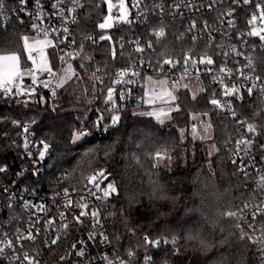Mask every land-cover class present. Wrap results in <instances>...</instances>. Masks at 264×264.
<instances>
[{
	"label": "built area",
	"instance_id": "2783aa9c",
	"mask_svg": "<svg viewBox=\"0 0 264 264\" xmlns=\"http://www.w3.org/2000/svg\"><path fill=\"white\" fill-rule=\"evenodd\" d=\"M0 2L3 3V7L0 8V27L6 29L15 21H20L29 27L30 35L40 37H44L43 31L47 30L49 33L47 38L53 40L61 63L58 70L53 69L56 73L55 76H50L47 72L39 71L36 68L32 69L37 77L36 84L32 83L31 75L29 81L22 84V88L35 89V92L31 95L5 96L0 93V98H7L18 106L36 107L43 105L49 112L56 113L61 107L56 86V78L61 68L67 64H75L78 61L87 66L90 61V51L102 42L109 44L111 61L115 62L118 59L117 68L110 75L111 87L115 89L113 100L116 110H113L110 103L104 102L100 105L97 93L92 97L88 95V100H92L95 105L87 115V123L82 128L91 131L92 134L88 137L101 136L108 131L113 126L112 123L106 122L109 116H120L122 111L128 107L142 105L147 77L167 76L175 80L181 75L199 76L206 83H209L212 86L213 99L220 101L219 107L214 105L217 114L230 120L236 128V137L231 140L227 148L231 150L233 159L236 160L239 168L243 167L248 173V186L253 187L259 196L257 199L248 202L250 207L240 213L239 218H236L237 224H240L244 232H248L254 237L258 238L262 235L261 229L264 228V217L257 216L256 221H252V212L255 210L254 206L264 200V190L257 186L259 175L264 174V150L259 149V145L264 144L262 142L264 133V95L260 93L259 87L253 90L252 95H248L246 89L251 86L252 81L245 80L236 70L242 69L245 75H259L261 81L257 82L258 85L264 83V44L259 40V37L247 35L249 31L247 20L256 11L255 5L264 3V0H252L249 5H244L242 0L238 4H233L232 0H216L212 10L207 7L209 3H212V0H192V3L197 7L186 8L181 6L179 9L174 8L173 5L181 3V0H142L138 8L132 7L133 0H128L129 22L125 23L114 19L113 26L105 29L99 28L98 25L103 23L104 17L108 15V7L105 0H99L103 16L97 26L89 32L83 28L85 0H81L84 7L76 10V23H72L71 18L65 23L57 14L58 9L52 8V4L56 0H40L39 6L36 0H27L26 4H21L20 0H0ZM116 2L117 0H112L113 4ZM187 2L188 0H184V3ZM161 4L163 5V11L160 7H156V5ZM70 6V4L60 5L62 8ZM228 8H234L235 12L232 17H225V20L233 19L234 26L229 27L226 22L216 25L217 15ZM118 14V9L114 7L113 17H117ZM67 15V12H65V16ZM204 20H208L214 27L218 26L220 29L212 32L214 39L210 43L208 34L202 31ZM193 21L196 22V29L189 31ZM33 25H36V27L33 28ZM64 27L69 29L68 33L63 32ZM160 27L165 29L163 38H158L154 34ZM171 33L178 34L181 39L188 40L194 47L185 53L181 61L168 58L173 63L164 64L165 59L160 58L159 48ZM85 35L91 36L93 39L84 40ZM194 35L199 37L195 42L192 40ZM101 36L111 37L116 48V58L114 60L112 59L110 42L101 40ZM81 43L84 45L83 51H80ZM149 44L152 46L148 47ZM221 44L224 45L223 48L219 47ZM232 45H235L236 49L244 55L237 56L232 52ZM137 47L143 48L144 51H135ZM77 52L80 54L76 55ZM225 52L229 55L225 56ZM69 53L72 55L70 56ZM206 54L212 57L215 61L214 64L197 63L195 67H192L190 61L187 65L188 72L185 74L186 65L184 60L186 56L198 61ZM61 56L64 57L63 61L60 59ZM248 56L254 59V73L252 69L244 67L247 64L245 57ZM224 66L233 70L231 75L219 72V68ZM88 70L95 73V83L102 85L100 83V80H102L104 84L108 73L107 69ZM120 70H126L127 74L119 77L117 73ZM134 72L138 75H133ZM221 78L224 84L220 83ZM117 79L122 82L114 84L113 81ZM78 80L83 81V75L80 73L78 74ZM129 80L132 83H127ZM44 81L49 82L48 87L43 86L42 82ZM233 84L240 88L239 95L243 97L242 100L235 95H224V85L230 87ZM53 91H55V95H53ZM25 101H27V104L24 103ZM233 112H235V116ZM101 114L105 117L103 124L107 126L106 131L103 128L97 129L94 127V122ZM248 123L256 124L260 134L248 133L246 130ZM241 136L252 138L255 141L254 146L247 155L244 152L234 154L235 141L240 139ZM2 137L7 138L4 139L6 140L4 145L0 139V167H6L7 170L0 172V239H4L3 233H7L8 237L13 239L15 243L16 236L21 233L27 235L30 227L33 234H35L36 229L40 230V234L34 242L23 240V248L17 246L15 253L11 249H5V252L0 255V264H21L23 252H28L40 264H106L102 258L104 255L113 260L119 257L126 264H143L146 253L136 254L130 258L128 255L119 254L112 243L103 212V204L106 199L96 198V196H102V192H96V196L91 195L89 189L96 190L88 183L84 187H69L52 185L48 182L47 177L51 171L49 150L43 160L39 159V152L43 150L41 141L48 142L40 139L34 128L28 127L27 133L24 132V127L17 128L13 133L4 132ZM25 137H27V148L24 147ZM18 173H23V175H17ZM242 174L244 175V172ZM5 187L8 188V192L3 191ZM104 187L106 185L101 184V188ZM64 189L68 190V196H65ZM81 197L84 199L81 200ZM68 199H71L73 203L66 208L64 205ZM24 202H28L31 206L25 209L23 207ZM77 203H86L88 208H78ZM9 204L12 205L11 208H8ZM39 205H43L44 208L40 209ZM82 210L89 213L92 210H98L99 223H95L93 218L87 215L81 217L83 223L77 224L73 216L78 215ZM61 212L66 215V219L63 221L60 219ZM50 219L54 220L55 223L49 226L46 222ZM250 222L255 225L256 230L254 232L249 228ZM63 223H68L69 227L63 229L61 227ZM90 233H94V238L89 239ZM101 233L108 236V242L103 240ZM57 235L60 237L57 244L50 245V241ZM45 241L49 243L45 244ZM78 241H84V243L81 244ZM251 241L264 263V241L259 243L255 240ZM73 243H76V249L71 247ZM78 249L84 250L85 255L83 257L75 254ZM174 251L179 253L180 249L174 248ZM15 255H19L20 259H14ZM61 256H65L66 259L62 261ZM23 264H27V262L23 261Z\"/></svg>",
	"mask_w": 264,
	"mask_h": 264
},
{
	"label": "trees",
	"instance_id": "16d2710c",
	"mask_svg": "<svg viewBox=\"0 0 264 264\" xmlns=\"http://www.w3.org/2000/svg\"><path fill=\"white\" fill-rule=\"evenodd\" d=\"M102 16L99 0H85V31L93 30ZM30 34L29 27L20 21L6 29L0 27V54L19 53L22 68L28 67L22 37ZM193 47L188 40L171 33L159 48L160 58L181 61ZM89 56L87 69L105 68L108 72L104 84L95 83L93 94L89 95L97 93L102 105L118 59L111 61L110 46L106 42L91 50ZM213 98L209 83L197 98H192L188 91H180L179 111L166 123L139 116L134 113L138 106H130L122 111L119 122L108 129L106 136L86 137L76 143L72 142L75 133L86 125V117L95 106L88 103V98L83 103H61L56 113L43 105L21 107L0 98V139L4 145L7 138L2 137L4 132L13 133L25 126L34 128L38 137L50 144L51 171L47 180L52 185L84 187L86 177L94 171L104 169L106 174L110 173L104 185L112 181L117 191L106 199L103 212L110 239L121 255H127L129 249L137 255L146 253L153 257L152 264H216L222 259L225 264H264L254 243L247 238L240 239L237 219L219 215L224 211H238L259 196L248 186L249 180L238 171L239 166L232 163L233 154L227 145L236 137V128L230 120L217 114L210 103ZM194 113L210 118L212 140L195 141L189 136ZM106 122L111 123V116ZM213 145L218 151L210 156ZM89 148L96 151L85 156ZM105 151L109 153L107 156ZM157 151H167L173 157L171 170L153 169ZM152 180L164 186L167 199L153 196ZM197 231L216 245L207 255L198 250L197 242L187 238ZM145 235L153 240L171 241L176 237V243L162 242L153 248L144 245ZM221 240L226 243L221 244ZM174 248L180 249L179 253Z\"/></svg>",
	"mask_w": 264,
	"mask_h": 264
},
{
	"label": "snow or ice",
	"instance_id": "6c2138e0",
	"mask_svg": "<svg viewBox=\"0 0 264 264\" xmlns=\"http://www.w3.org/2000/svg\"><path fill=\"white\" fill-rule=\"evenodd\" d=\"M142 0H133V4L132 7L134 8H138L139 5L141 4ZM216 2V0H212V3H209L207 5L209 10L213 9V5ZM21 4H26L27 0H20ZM37 5L39 6L40 0H36ZM105 3L107 4L108 7V15H106L104 17V22L100 23L98 25L99 28L101 29H105V28H111L113 26V20L116 19L120 22H129L128 21V16H129V9L128 6L125 3V0H119V3L114 5L112 3V0H105ZM233 4H238L240 3V0H232ZM242 3L244 5H249L250 3H252V0H242ZM62 4H70V7H66V8H62L60 7V5ZM181 6L186 7V8H192V7H197L196 5H194L192 3V0H188L187 3H184V0H181V3L178 4H174L173 7L179 9ZM3 7V3L0 2V8ZM84 4L81 2V0H56V2L54 4H52V8L53 9H58V15L65 21V23H67V21L69 20V18H71V22L72 23H76L77 19H76V10L78 8H83ZM116 7L118 9V16L117 17H113L112 15V11L113 8ZM156 7H160L161 11H163V5H156ZM255 9L256 11H254L250 17L247 20V24L249 26V31L247 32L248 36H254V37H259V40L262 42V44H264V3H257L255 5ZM65 12H67V16H65ZM235 12L234 8H228L226 11L224 12H220L217 17H216V25H221L224 24L225 22L227 23V25L229 27H233L234 26V20L233 19H227L225 20V17H232L233 14ZM36 25H33V28H35ZM193 29H196V22L193 21V23L190 25L189 31H192ZM219 27H214L213 24L209 23L208 20H204L203 21V29L202 31L206 32L208 34L209 37V43L214 39V37L212 36V32L214 31H219ZM63 32L64 33H68L69 29L67 27L63 28ZM154 34L158 37V38H163L165 36V29L164 27H160L158 31H155ZM43 35L45 37L44 40H39V39H33V41L30 43L29 42V37L28 36H23L22 40H23V49L24 51L27 53V59L32 61V64L36 66V69H38L39 71L42 72H47L50 76H55L56 73L53 71V69L49 66L46 58L43 57V47L52 45V41L47 39L49 33L47 32V30L43 31ZM199 37L197 36H192V40L193 42H195ZM84 40H92L93 38L91 36L85 35L83 37ZM101 40H105V39H111V37H107V36H101L100 37ZM39 46V47H38ZM152 45L149 44L148 47H151ZM83 43H81L80 45V51H83ZM219 47L223 48L224 45H219ZM39 51L41 53V63L39 65L36 64V58L33 55L34 52ZM135 51L137 52H143L144 49L141 47H137L135 49ZM231 51L234 52L237 56H241L244 55V53L238 51L235 47V45L231 46ZM80 53L77 52L76 55H79ZM69 55L71 56L72 54L69 53ZM225 56L229 55V53L225 52L224 53ZM112 56L113 58H115L116 56V52H115V48L112 49ZM75 57L73 56V59ZM247 60V64L244 65V67L252 69V72H255V62L254 59L251 56L245 57ZM60 59L63 61L64 57L61 56ZM87 59V57H86ZM191 61V65L192 67H195L197 63L199 64H206V65H212L215 63V61L212 59L211 56L209 55H205L204 57H201L198 61L193 60L190 56H186L185 60H184V64L186 65L185 67V74L188 72V67L187 65L189 64V62ZM164 64H172L173 61L171 59H165L163 61ZM81 67H83V64L81 65ZM232 69L227 68L226 66L224 67H220L219 68V72L220 73H226L228 75L232 74ZM237 72H239L240 76L243 77L245 80H251L252 84L251 86L247 87V93L248 95H252L253 94V90L256 89L257 87H259V91L262 95H264V83H261L258 85L257 82L261 81V77L259 75H245L242 69H237ZM29 75L32 76V83L36 84L37 82V77L34 74L33 70H29L28 72ZM127 74L126 70H120L117 75L119 77H123ZM23 75L24 73L21 70V56L19 53L16 52H11L8 54H0V93H3L5 96H11V95H31L33 92H35L34 88L31 89H25L22 88L20 85V81L23 80ZM133 75H138V73H133ZM73 76H77V73L75 72V70L73 69L72 65L69 64L67 69H65L64 71V75L60 78L57 87H62L68 80H70ZM93 76H95V73H93ZM182 79L185 78L184 76L181 77ZM99 79V78H97ZM149 81H151V77L148 78ZM198 79V77H197ZM122 81L120 79H117L115 81H113L114 84H120ZM44 87H48L49 86V82L48 81H44L42 82ZM100 83L103 84V81L100 80ZM127 83H132L131 80L127 81ZM157 84L161 85V88L159 90V92H156L154 89L152 90V95H150V98L146 101L148 104H153L155 103V100L159 99L162 100L164 103H173L176 101L177 97L174 95V90L175 88L178 86L179 82H174L173 83V89L169 90L167 87H165V85L167 84L166 80H160V81H156ZM220 83L224 84L223 79H220ZM183 87L187 88L188 85L185 84L183 85ZM201 91H203V89H200ZM114 93H115V89L111 86L107 87V91H106V100L105 103H110L112 104L113 110H116V105L115 102L113 100L114 97ZM240 93V88H238L236 85H232V86H228V85H224V95L225 96H230V95H235L238 99H243L242 96L239 95ZM148 93H146L147 95ZM53 95H55V91H53ZM193 98H195V95L193 96ZM25 104H27V101L24 102ZM88 103L91 104L93 103L92 100H88ZM210 103L212 105L215 106H220V101L217 99H212L210 101ZM172 111H179V107H169L167 109L165 108H159L157 110H153L147 113H144V115H149V116H153L156 118V120H158L160 123L164 122V119L170 118L171 116V112ZM233 115L235 116V112H233ZM105 117L101 114L100 116H98L97 120L94 122V127H96L97 129H101L103 128V130H107V126L103 124ZM193 119H196V117H193ZM120 120V117L118 115H112L111 116V123L113 125H115L116 123H118ZM243 123V122H242ZM212 128L211 123H205L202 125L201 130L198 132L197 131V127L194 125L192 128V133L194 137H198L201 140H208L211 139V133L210 130ZM247 132L248 133H253L256 135H259L260 133L258 132V126L254 123H248L247 124ZM24 132L27 133L28 132V127H24ZM92 133L90 130L88 129H82L79 130L75 133L74 135V139H73V143H76L77 141H80L88 136H90ZM182 138H183V134H182ZM255 141L252 138L249 137H245V136H241L240 139H237L235 141V149H234V154H239L240 152H244L246 155L249 153L250 149L254 146ZM41 144L43 145V150H41L39 152V159L43 160L46 153L49 150L50 145L48 143H45L43 141H41ZM24 147L27 148L28 147V143H27V137H25V144ZM259 149L264 150V144H260L259 145ZM96 151L95 148H89L86 152H85V156H89L92 153H94ZM213 151H218V149L215 148V146H212V149L209 152V155H212ZM31 154V153H29ZM109 153L107 151H105L104 155L107 156ZM154 163L152 165L153 169L159 168V167H165L169 170H171V166H172V161H173V157L171 155H169L167 153V151L164 152H160L157 151L154 155ZM233 164L236 163V160L233 159L232 161ZM7 169L6 167H0V172H5ZM238 171L244 172L245 177L248 176V173L245 171V169L243 167L239 168ZM17 175H23V173H18ZM108 175H110V173L106 174V171L104 169H100L98 171H94L92 174H89L86 179H87V183L91 184L93 186V188L96 191H92V189H89V192L91 195L96 196V192H102L103 195L102 196H96L97 199H107L110 197L111 194L116 193L117 189L115 187V183L112 181H109L106 185V187L101 188V184L104 180L108 179ZM214 175V173H213ZM99 177V179H98ZM152 184V193L153 196L157 199H167L168 197L164 194V186L162 184L159 183L158 180H152L151 181ZM257 186L259 188H261L262 190H264V174L259 175V180L257 181ZM4 192H8V188L5 187L3 189ZM64 193L65 196H68V190L64 189ZM178 198V197H177ZM84 198L81 197V200H83ZM73 201L71 199H68L65 203V207H70L72 205ZM262 205H264V200H262L260 202V204H257L254 206L255 210L252 212V221H256L257 216H261L264 217V207H262ZM31 205L28 202H24L23 207L25 209L29 208ZM12 205L9 204L8 208H11ZM40 209H43L44 206L43 205H39L38 206ZM77 207L81 208V209H87L88 205L86 203H77ZM250 207L249 203H245L243 205V208L238 209V211H224L219 213L220 216H224V217H230V218H239L240 213H243L245 209H248ZM90 215L93 220L95 221V223H99V211L98 210H92L90 213L87 211H80L78 215H74L73 219L75 220V222L77 224H81L83 223V221L81 220V217ZM110 215H114V213H110ZM60 219L63 221L66 219V215L64 212L60 213ZM53 223H55L54 220H48L46 222L47 225H52ZM213 223L215 224V221H213ZM95 227V224L93 225ZM61 227L63 229H67L69 227L68 223H63L61 225ZM236 227L238 229H240V239H245L247 238L248 240H255V242L259 243L261 241H264V228L261 229L262 235L260 237H254L253 235L249 234L248 232H244L243 229L241 228L240 224H237ZM249 228L253 230V232L256 230L255 229V225L254 223H249ZM221 231H223V229H221ZM40 234V230L36 229L35 234H33V230L30 227L27 231V235L24 234H18L15 238V243L13 242V239L8 237L7 233H3L4 239H0V255H2L5 252V249H11L13 250V252L15 253L17 246H19L20 248H23V244L22 241L23 240H29V241H35L36 237ZM101 235L103 236V240L105 242H108V236L104 235L103 233H101ZM94 238V233H90L89 234V239ZM189 240L191 241H195L198 243L199 248L198 250L201 251L203 254L207 255L209 252L212 251V249L216 246L213 244V242L211 240H209L207 237L202 236L200 234V232H196L195 234L190 233L187 237ZM60 237L57 235L54 239H52L50 241V245H55L57 244V242L59 241ZM79 243L83 244L84 241H78ZM172 243L175 244L176 243V237H173L171 241H169L168 239L164 238L163 240L161 238H157V239H150L148 235H145L143 237V243L144 245H150L153 248H158L161 243ZM48 241H45V244H48ZM221 244L226 243L225 240H221L220 241ZM71 247L73 249L77 248L76 243H73L71 245ZM178 251V250H175ZM75 254L77 256H81L83 257L85 255V252L83 249H78L76 250ZM127 255L131 258L134 257L136 255L135 251H133L132 249H129L127 252ZM103 260L106 262V264H126V262L122 259H120L119 257H116L115 260L110 259L107 255H104ZM14 259L19 260L20 256L19 255H15ZM60 259L63 261L66 259L65 256H61ZM23 261H26L27 264H40V262L38 260H36L33 256H30L28 252H23ZM23 261L21 262V264H23ZM153 261V257L150 255H146L144 257V261L143 264H152ZM216 264H225V261L222 259L220 261H217Z\"/></svg>",
	"mask_w": 264,
	"mask_h": 264
},
{
	"label": "rangeland",
	"instance_id": "374dc122",
	"mask_svg": "<svg viewBox=\"0 0 264 264\" xmlns=\"http://www.w3.org/2000/svg\"><path fill=\"white\" fill-rule=\"evenodd\" d=\"M119 0H117L116 3H114V5L118 4ZM126 5L128 6L129 9V4H128V0H125ZM29 40H33V39H39V40H44L45 37H40V36H36V35H28ZM48 39V38H47ZM36 64L39 65L41 63V59L36 58ZM52 64L50 67L54 70H58L59 67L61 66V63L59 61V57L58 54L56 53V57H53L52 59ZM83 64V67H81V65ZM69 64L63 66L60 70L59 75L56 78V86L60 80V78L64 75V71L65 69H67ZM73 69L75 70V72L77 73V76H73L70 80H68L62 87H57L58 93H59V101L62 104H74V103H83L86 102L88 95L93 94V89L95 86V79L93 76V73L87 69V66L84 65V63H82L81 61L76 62L75 64H71ZM33 68H36L35 65L31 64L26 67V68H22L21 70L24 73L23 75V80L20 81V85L22 86L23 83L26 82V79L30 77V75L28 74L29 70H32ZM82 74L83 75V81L78 80V74ZM182 76H184L185 78H181ZM198 77V79H197ZM149 77L146 78V84H145V91H144V97H143V102L142 105L137 107L134 111L135 114L139 115V116H146V117H152L156 120L155 117L153 116H149V115H144V113L153 111V110H157L159 108H169V107H177L178 103V95L180 93V91H188L189 94L191 95V97L193 98V96L195 95V98H197L200 94H202L205 89H206V81L199 76H186V75H181L179 77H177V79L172 80L170 77H152L151 76V81H149L148 79ZM160 80H166L167 84L165 85V87H167L169 90L173 89V83L174 82H179L178 86L175 88L174 90V95L177 97L176 101L173 103H164L162 100H155V103L153 104H148L146 101L150 98V95H152V90L154 89L156 92H159L161 85L157 84L156 81H160ZM187 84L188 87L185 88L183 87V85ZM203 89V91H201L200 89ZM146 93H148L146 95ZM179 107V106H178ZM175 111L171 112V116L170 118L164 119L163 123L169 122L172 119L173 113ZM193 117H196V119H193ZM158 121V120H156ZM159 122V121H158ZM191 127L190 130L188 132L189 136L191 138H193L195 141H209L212 140L213 138V127L210 130L211 133V139L208 140H201L198 137H194L193 133H192V128L195 125L197 127V131L199 132L202 128V125L205 123H211L210 122V118L203 114V113H194L191 116ZM160 123V122H159ZM106 180H104L102 182V184H104Z\"/></svg>",
	"mask_w": 264,
	"mask_h": 264
},
{
	"label": "crops",
	"instance_id": "0c3cea01",
	"mask_svg": "<svg viewBox=\"0 0 264 264\" xmlns=\"http://www.w3.org/2000/svg\"><path fill=\"white\" fill-rule=\"evenodd\" d=\"M49 39V38H48ZM49 40H51V39H49ZM33 40H29V42L31 43ZM52 41V45H49V46H46V47H43V57L44 58H46V60H47V62H48V64H49V66H51V65H53L52 64V59H53V57H56V50H55V44H54V42H53V40H51ZM39 47V46H38ZM27 54V53H26ZM33 55L35 56V58H39V59H41V53L39 52V51H37V52H34L33 53ZM29 61V63L31 64V61L30 60H28ZM36 61H37V59H36ZM22 67V66H21ZM29 79H30V77L29 78H27L26 79V82L27 81H29ZM22 87V86H21Z\"/></svg>",
	"mask_w": 264,
	"mask_h": 264
},
{
	"label": "water",
	"instance_id": "95a60500",
	"mask_svg": "<svg viewBox=\"0 0 264 264\" xmlns=\"http://www.w3.org/2000/svg\"><path fill=\"white\" fill-rule=\"evenodd\" d=\"M107 37H110V36H107ZM105 41H108V42H110V44H111V51H112V49L113 48H115V46H114V44H113V42H112V39H105ZM115 52H116V48H115ZM115 58H116V56H115ZM115 58H113V56H112V59L114 60ZM108 134V132L106 131L105 133H104V136H106Z\"/></svg>",
	"mask_w": 264,
	"mask_h": 264
}]
</instances>
